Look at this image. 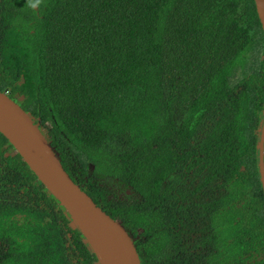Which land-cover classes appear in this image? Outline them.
<instances>
[{"label":"trees","instance_id":"1","mask_svg":"<svg viewBox=\"0 0 264 264\" xmlns=\"http://www.w3.org/2000/svg\"><path fill=\"white\" fill-rule=\"evenodd\" d=\"M0 89L142 264H264L255 0H0ZM0 132V264H95Z\"/></svg>","mask_w":264,"mask_h":264},{"label":"water","instance_id":"2","mask_svg":"<svg viewBox=\"0 0 264 264\" xmlns=\"http://www.w3.org/2000/svg\"><path fill=\"white\" fill-rule=\"evenodd\" d=\"M264 30V0H255ZM0 132L21 154L38 179L66 209L71 226L79 229L95 264H142L130 231L112 218L77 184L62 164L47 131L30 112L0 89ZM260 172L264 186V120L259 128Z\"/></svg>","mask_w":264,"mask_h":264},{"label":"flooded vegetation","instance_id":"3","mask_svg":"<svg viewBox=\"0 0 264 264\" xmlns=\"http://www.w3.org/2000/svg\"><path fill=\"white\" fill-rule=\"evenodd\" d=\"M6 92H8V95H9L12 99H14L16 102H18L17 99H15V97L13 98V96H11L10 91L7 90ZM18 103H19V102H18ZM19 104H20V103H19ZM20 105H21V104H20ZM131 234H132L133 239H134V241H135V244H136V246H137V242H136V241L138 240L139 237H138V236H134L132 232H131ZM137 249H138V248H137ZM140 256H141V255H140Z\"/></svg>","mask_w":264,"mask_h":264},{"label":"clouds","instance_id":"4","mask_svg":"<svg viewBox=\"0 0 264 264\" xmlns=\"http://www.w3.org/2000/svg\"><path fill=\"white\" fill-rule=\"evenodd\" d=\"M2 91H4V90H2ZM7 94H8V92H6ZM264 120V119H263ZM259 135H260V132H259ZM259 166H260V162H259ZM261 173V172H260ZM128 229V228H127ZM129 230V229H128ZM130 231V230H129ZM130 233H131V231H130Z\"/></svg>","mask_w":264,"mask_h":264},{"label":"rangeland","instance_id":"5","mask_svg":"<svg viewBox=\"0 0 264 264\" xmlns=\"http://www.w3.org/2000/svg\"><path fill=\"white\" fill-rule=\"evenodd\" d=\"M15 99H17L18 100V98L17 97H15ZM19 101V100H18Z\"/></svg>","mask_w":264,"mask_h":264}]
</instances>
